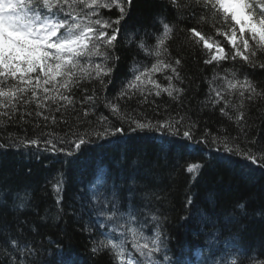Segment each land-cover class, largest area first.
Listing matches in <instances>:
<instances>
[{
	"label": "trees",
	"instance_id": "16d2710c",
	"mask_svg": "<svg viewBox=\"0 0 264 264\" xmlns=\"http://www.w3.org/2000/svg\"><path fill=\"white\" fill-rule=\"evenodd\" d=\"M177 4L179 7L169 0H133L111 51L118 59L110 82L105 77L103 89L95 81L82 83L89 92L95 89L99 97L94 114L86 122L84 119L77 122L79 104L75 111L69 109L63 119L61 113H55L60 123L50 127L35 115H25L26 122L20 121L25 110L35 112V105L21 107L13 121L3 118L6 122L0 124V145H3L0 147V264H21L15 251L38 258L39 264H60L59 258H50L58 251L64 255L63 264H116L110 250L95 253L92 250L101 240L126 239L129 255L139 257L132 248L133 239L128 231L131 228L153 239L160 233L161 250L151 258L155 264H184L193 259L195 252L201 254L199 264H232L233 261L264 264V167L202 142L209 134L226 132L237 137L241 148L247 146L254 152L264 148V99L246 108V137L234 119L220 112L223 105L213 107L208 100L209 82L216 73L223 76L225 70H234L240 79L247 75L258 87H264V69L231 61L219 66L206 65L205 52L186 30L203 17L198 30L217 38L213 32L216 21L199 5L185 9V0H177ZM100 11L105 19H115L119 14L115 8ZM195 11H198L197 20L191 19ZM161 19L173 27L168 50L172 57L181 60L179 70L183 78V83H174L185 91L178 100L164 93L150 97L148 103H140L142 98L137 96L126 101L127 111L143 114L153 121L184 116V123L178 125L180 134L156 130L134 133L124 124L123 134L103 139L93 137V142L82 146L75 157L13 146V138H32L48 131L63 136L73 126L81 133L91 132L93 126L102 131L97 123L101 116L119 126L105 107L106 99L115 98L126 87L136 67L154 62L155 57L148 56L139 43L143 40L150 47L156 44V36L163 31ZM257 59L264 62V56L259 53ZM108 63L112 65L111 60ZM74 91L79 100L80 91ZM45 115L49 113L45 111ZM193 122V139L189 140L182 133ZM36 124L40 125L39 129L34 127ZM252 140L256 143H249ZM192 163L202 165L194 174L186 171ZM57 181L62 188L59 204L53 189ZM113 192L116 201L99 202L110 199ZM117 202V216L109 219L116 211L113 205ZM230 229L237 240H230L227 232ZM226 245L233 250L226 251ZM213 254L215 258L210 260Z\"/></svg>",
	"mask_w": 264,
	"mask_h": 264
},
{
	"label": "snow or ice",
	"instance_id": "6c2138e0",
	"mask_svg": "<svg viewBox=\"0 0 264 264\" xmlns=\"http://www.w3.org/2000/svg\"><path fill=\"white\" fill-rule=\"evenodd\" d=\"M169 3L179 7L177 0H169ZM132 4L133 0H0V124L6 122L5 117L13 121L21 107L27 109L31 105H35V112L25 110L19 117L21 122H26L25 115H35L43 118L46 127L57 125L60 121L55 113H61L63 119L69 109L76 110L77 104L80 106L77 122L81 119L86 122V118L94 114L99 97L95 89L89 92L87 87H82V83L95 81L103 89L105 77L110 82L118 59L111 55V51L117 42L121 21L125 20ZM193 5L210 12L216 21L213 32L217 38L198 30L203 20V17L197 20L198 11L191 14V19L197 20V24L186 30L205 52L206 65L215 63L219 66L224 61H231L264 69V62L257 59L258 53L264 56V0H185L184 8ZM113 8L118 11V16L105 19L100 10ZM160 22L163 31L156 36V44L150 47L143 40L139 43L140 49L148 56L155 57L154 62L142 68L136 67L133 79L127 82L126 87H122L115 98L106 99L105 107L119 126L109 121L108 117L101 116L97 123L102 131L93 126L91 132L85 130L81 133L73 126L63 136L48 131L35 134L32 138H13V146L35 147L75 157L82 151V146L93 142V137L103 139L123 134L124 124H127L128 131L134 133L156 130L180 134L178 125L184 123V116L178 115L175 120L168 117L153 121L143 114L133 115L127 111L126 101L137 96L142 98L140 103H148L150 97H160L164 93L178 100L185 91L174 83H183V78L179 70L181 60L172 57L168 50L173 27L163 23L162 19ZM95 58H102V61L96 62ZM109 60L112 61L111 66ZM157 74L166 83H162ZM209 83L208 100L212 106L223 105L220 112L230 120L234 119L246 137V108L254 101L264 99V87H258L247 75L240 79L234 70H225L223 76L216 73ZM74 90L80 91L79 100ZM229 97L235 98V101ZM45 111L49 115H45ZM194 126V122L188 125L182 135L192 140ZM34 127L39 129L40 125ZM202 142L216 146L217 151L222 148L227 153L264 167V148L255 152L247 146L241 148L237 137H230L226 132L222 135L209 134ZM249 143L255 144L256 141ZM200 167L202 165L199 163H192L186 171L194 174ZM53 189L59 204L62 199L61 182L57 181ZM114 201L116 195L113 192L110 199L99 202L108 204ZM113 206L116 211L109 219L118 213V202ZM243 207L241 204L240 208ZM128 231L133 239L132 248L139 257L129 255L126 239L119 238L99 241L93 253L101 249L110 250L116 264H155L151 258L161 250L163 242L160 233L157 232L153 239L144 236L137 228Z\"/></svg>",
	"mask_w": 264,
	"mask_h": 264
},
{
	"label": "bare ground",
	"instance_id": "6f19581e",
	"mask_svg": "<svg viewBox=\"0 0 264 264\" xmlns=\"http://www.w3.org/2000/svg\"><path fill=\"white\" fill-rule=\"evenodd\" d=\"M129 75H130V73H129ZM227 232H229V238H230V240H237V236H235V234L233 233V229H230ZM232 238H234V239H232ZM13 250H16V248L13 247ZM218 250H219V248H218ZM222 251H220L218 254L222 253ZM15 252H16L17 257H18V260L21 262V264H39L38 263V261H39L38 258H35V257L32 258V255H20L18 251H15ZM215 255L216 254L211 255L210 260H213L215 258ZM50 258L51 259H53V258H59L60 264H63L64 263V255H62V252H59L58 251L57 253L52 254L50 256Z\"/></svg>",
	"mask_w": 264,
	"mask_h": 264
}]
</instances>
